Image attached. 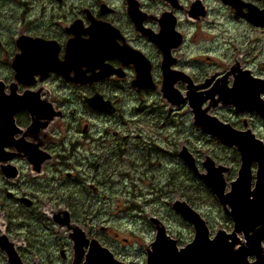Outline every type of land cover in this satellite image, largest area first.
I'll list each match as a JSON object with an SVG mask.
<instances>
[{
  "label": "flooded vegetation",
  "instance_id": "obj_1",
  "mask_svg": "<svg viewBox=\"0 0 264 264\" xmlns=\"http://www.w3.org/2000/svg\"><path fill=\"white\" fill-rule=\"evenodd\" d=\"M241 27L264 33V0H0V240L20 264H145L158 234L184 248L194 230L174 204H204L189 155L227 192L246 147L255 190L264 60L237 54Z\"/></svg>",
  "mask_w": 264,
  "mask_h": 264
},
{
  "label": "water",
  "instance_id": "obj_2",
  "mask_svg": "<svg viewBox=\"0 0 264 264\" xmlns=\"http://www.w3.org/2000/svg\"><path fill=\"white\" fill-rule=\"evenodd\" d=\"M239 84V83H238ZM192 106L194 123L204 129L205 132L214 135V125L211 120L206 119L199 112L197 105L189 96ZM241 155V166L237 179L231 183V190L224 194V177L220 176L218 168L208 157L204 161L205 173H199L193 158H186L190 170L198 175L205 185L217 196L226 213L233 218V230L226 233L217 230L210 237V230L200 214L186 203H176L174 207L183 218L194 227V237L184 248L177 250L175 241L168 238L163 239L158 234L147 252L146 264H247L245 256H256V262L252 264H263L264 242V194L259 190L264 187V178L257 175L255 190L249 192V162L247 160V148L239 147ZM252 195V196H250ZM227 207L229 209H227ZM237 234L245 238L240 242ZM0 246L8 253L10 264H20L14 253L10 250L6 241L0 240ZM94 254L97 252L94 246ZM86 264H121L112 256H89Z\"/></svg>",
  "mask_w": 264,
  "mask_h": 264
},
{
  "label": "rangeland",
  "instance_id": "obj_3",
  "mask_svg": "<svg viewBox=\"0 0 264 264\" xmlns=\"http://www.w3.org/2000/svg\"><path fill=\"white\" fill-rule=\"evenodd\" d=\"M233 46L234 48H236L237 54H241L240 52H246L248 58H255V60H264V33H255L241 27L237 32L236 39L233 38ZM209 149H211V147L206 148V150ZM139 172L140 170H136L131 173L130 176H137ZM188 190L189 199L193 201H196L197 196L199 197L203 194L202 197L204 204L201 205L199 209H201V213L206 219L212 233L219 228H225L228 231L232 229L231 225L228 226L226 217L217 207L214 199L209 193V190L201 181L193 178L190 175L188 178ZM115 223L116 226H118L122 224V220H116ZM124 230L126 229L120 230L121 236H128V234ZM173 230L176 231L177 234H181L183 238L186 237V235L191 236L192 232V228H189L188 230L185 226H179L177 228L174 227Z\"/></svg>",
  "mask_w": 264,
  "mask_h": 264
}]
</instances>
